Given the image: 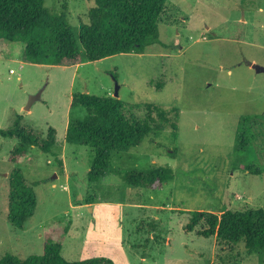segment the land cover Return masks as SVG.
<instances>
[{"label": "rangeland", "instance_id": "rangeland-1", "mask_svg": "<svg viewBox=\"0 0 264 264\" xmlns=\"http://www.w3.org/2000/svg\"><path fill=\"white\" fill-rule=\"evenodd\" d=\"M45 7L65 16L79 43L93 0H45ZM157 30L142 54L94 62L83 54L74 66L27 63L0 48V131L19 116L41 139L56 130L50 153L31 146L15 163L20 140L0 135V258L41 256L51 238L70 262L104 256L115 264H264V253L247 256L243 243L187 230L193 212L264 210V0H168ZM117 86L127 114L142 121L146 106L157 105L171 123L114 153L108 176L93 182V150L65 139L70 120L87 115L72 107L74 95L115 97ZM245 117L250 125H242ZM242 128L251 131L240 150ZM157 168L171 172L156 189L126 180ZM13 169L37 198L22 229L8 221Z\"/></svg>", "mask_w": 264, "mask_h": 264}, {"label": "trees", "instance_id": "trees-1", "mask_svg": "<svg viewBox=\"0 0 264 264\" xmlns=\"http://www.w3.org/2000/svg\"><path fill=\"white\" fill-rule=\"evenodd\" d=\"M167 1L93 0L89 24L81 27L78 43L65 16L48 10L45 0H0V48L27 63L53 66L79 65L83 54L90 62L120 54H142L158 40V23ZM72 107L84 108L87 115L80 120H70L65 139L67 143L93 150L92 168L88 174L93 182L108 176L114 153L128 152L148 136L164 131L171 123V113L157 105H147L146 117L139 121L125 112V104L116 97L74 95ZM252 120V117H245L241 123L250 125ZM20 121L19 116L13 128L0 131L2 137L20 140L10 161L17 162L31 146L50 153L56 144V130L50 128L48 137L41 139L21 126ZM173 129L176 130L174 125ZM249 131L250 128H242L238 133V149L248 147ZM252 170L246 169L250 173ZM170 172L157 168L129 173L126 180L137 188L156 189L169 179ZM36 206L34 189L28 186L20 170L13 169L9 175L8 221L11 226L22 229ZM197 228L198 235L204 238L213 237L224 244L243 243L247 256L264 253L263 209L225 210L219 214L193 212L187 230ZM61 252L62 245L48 238L43 255L21 259L7 254L0 258V264H115L104 256L82 257L70 262Z\"/></svg>", "mask_w": 264, "mask_h": 264}, {"label": "water", "instance_id": "water-1", "mask_svg": "<svg viewBox=\"0 0 264 264\" xmlns=\"http://www.w3.org/2000/svg\"><path fill=\"white\" fill-rule=\"evenodd\" d=\"M115 97H116V98L119 97V87H118V86H117V89H116ZM40 99H41V93H38L37 95L32 96V97L30 98L29 102H28V105H27V107H26V110H27V111H30L32 105H33L36 101H38V100H40Z\"/></svg>", "mask_w": 264, "mask_h": 264}, {"label": "built area", "instance_id": "built-area-1", "mask_svg": "<svg viewBox=\"0 0 264 264\" xmlns=\"http://www.w3.org/2000/svg\"><path fill=\"white\" fill-rule=\"evenodd\" d=\"M11 73H13V71H11Z\"/></svg>", "mask_w": 264, "mask_h": 264}]
</instances>
